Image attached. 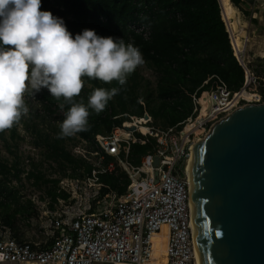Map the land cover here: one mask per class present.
<instances>
[{
    "label": "built area",
    "instance_id": "2783aa9c",
    "mask_svg": "<svg viewBox=\"0 0 264 264\" xmlns=\"http://www.w3.org/2000/svg\"><path fill=\"white\" fill-rule=\"evenodd\" d=\"M251 2L255 9L264 0ZM220 3L222 6L221 0ZM222 17L234 54L244 70L243 85L233 90L219 76H210L202 85H208L207 89L200 87L190 93L193 112L183 122L158 127L145 112V116H130L127 120L137 123L136 130H131L132 126L124 121L109 134H96L92 144L99 155L97 160L92 161L87 154L81 157L92 165L91 173L81 180L70 176L61 180L56 188L57 198L41 195L34 200L31 213L19 223L20 226L34 223L38 227L36 238L22 239L0 221V263L161 264L155 254L156 240L162 236L164 264H196L191 184L184 162L192 145L215 122L239 107L264 102L263 92L258 89L264 86L263 78L256 73L248 53L249 35L242 36L238 43L223 7ZM129 29L150 38L149 26L131 22ZM246 92L252 97H247ZM44 93L51 95L48 88L42 87L34 100L42 103ZM59 109L63 115H57L65 119L64 108ZM144 118L148 121L138 122ZM140 125L148 126L149 131L142 132ZM150 137L155 139L153 147L141 156L139 165H133L129 160L131 145L148 143ZM106 155L113 156L115 162L106 163ZM121 171L127 173L130 183L124 194L110 202L108 198L118 193L116 190L103 193L108 185L101 182L100 174L114 172L119 176Z\"/></svg>",
    "mask_w": 264,
    "mask_h": 264
},
{
    "label": "trees",
    "instance_id": "16d2710c",
    "mask_svg": "<svg viewBox=\"0 0 264 264\" xmlns=\"http://www.w3.org/2000/svg\"><path fill=\"white\" fill-rule=\"evenodd\" d=\"M231 1L244 12L247 11L245 3L249 0ZM41 10L51 11L54 16L62 18L73 37L87 28L95 30L99 36L123 38L126 44L133 42L140 49L144 62L156 74L155 96L148 87L139 92L144 81L145 86L150 81L147 82L137 70L127 76V83L123 87L115 80L105 83L83 77L84 83L91 85L90 94L96 88H121L99 114L89 108V129L78 135L91 143H95L96 134H109L115 126L129 120L130 116L142 117L145 112L152 116L155 125L161 127L183 122L193 112L190 93L200 87V90L207 89L208 85H202L210 76H219L233 90L243 85L244 70L231 46L220 0H41ZM131 22L149 26L150 38L130 30ZM263 89L264 86L261 89L264 95ZM89 96L83 87L79 96L74 97V102L83 101L87 106ZM42 101L49 114L55 113L61 104H64L65 113L71 107L63 98L57 100L47 93L43 94ZM22 119L23 116L20 121ZM5 131L0 132L4 140ZM58 133L54 137L46 134L44 138V144L50 150L48 157L58 163L64 176L80 178L91 173L92 165L75 157L66 148L65 138H56ZM10 135L16 138V124L11 128ZM154 143L155 139L150 137L148 143L132 144L129 152L131 163L139 165L141 156ZM7 148L13 152L9 142ZM113 159V156L106 155L105 161L109 163ZM67 169H71L69 174ZM24 171L18 159L9 164L0 157V208L3 209L6 223L11 224L7 217L14 221L11 227L15 232L23 231L17 220L31 213L32 202L29 207L23 205L19 192L11 188L8 182L11 174L20 180ZM29 176L34 178L36 185L41 180L52 182L46 193L53 199L57 198L58 178L44 179L39 170L29 171ZM100 180L108 185L103 188V193L116 190L120 195L126 192L130 183L125 171H121L119 176L114 172L100 174ZM61 196L68 197V194Z\"/></svg>",
    "mask_w": 264,
    "mask_h": 264
},
{
    "label": "clouds",
    "instance_id": "9594fccd",
    "mask_svg": "<svg viewBox=\"0 0 264 264\" xmlns=\"http://www.w3.org/2000/svg\"><path fill=\"white\" fill-rule=\"evenodd\" d=\"M143 64L140 49L131 41L126 44L123 38L99 36L87 28L73 37L62 18L41 10V0H0V132L29 114L25 93L31 89L35 98L42 87L71 104L57 139L87 131L89 108L99 114L121 88H96L86 106L74 102L84 87L83 77L115 80L123 87Z\"/></svg>",
    "mask_w": 264,
    "mask_h": 264
},
{
    "label": "water",
    "instance_id": "95a60500",
    "mask_svg": "<svg viewBox=\"0 0 264 264\" xmlns=\"http://www.w3.org/2000/svg\"><path fill=\"white\" fill-rule=\"evenodd\" d=\"M194 145L191 201L201 263L264 264V102L237 108Z\"/></svg>",
    "mask_w": 264,
    "mask_h": 264
},
{
    "label": "rangeland",
    "instance_id": "374dc122",
    "mask_svg": "<svg viewBox=\"0 0 264 264\" xmlns=\"http://www.w3.org/2000/svg\"><path fill=\"white\" fill-rule=\"evenodd\" d=\"M236 11H240L238 14L243 19V22H241V19L237 15L238 20L240 21L238 23L237 32L234 30L233 33L236 37L240 34L241 38L242 36L249 35L250 43L247 46L248 53L252 60V64L255 67L256 73L264 80V9L260 10L257 8L246 14H244L240 9H236ZM244 29L247 31L245 32ZM135 70L143 75L147 82L150 81L148 86H145L146 82L144 81V84L140 87L139 92H143V90L148 87L149 90L153 92V96H155L156 74L147 66L145 62L142 66H138ZM263 80L261 81L262 85L264 82ZM84 89L87 94L90 95L89 90H91V85L89 83H84ZM258 89L261 90L262 87H259ZM24 99L27 102L26 105L29 108V114L27 116H23L22 121L16 123L17 136L15 139L10 135L11 128L6 129L5 131L6 140L0 137V157L3 160H6L9 164H12L16 159L20 161L21 167L25 170L21 174V179L18 180L13 176V174H11L8 184L11 188L19 192V196H21V203L23 205L29 207L31 205L30 201L32 202L31 207L33 210V207L35 206L34 200H37V198L41 197V195H46V192L48 188L51 187L52 182H44L41 180L39 184L36 185L34 178L29 176V171L39 170L43 173L44 179L51 180L58 178L59 183H61L60 181L63 179H70V177L64 176L58 163L48 157L50 150L44 144L46 134L54 137L56 133H58L59 124L64 120L63 116L57 115L61 114V110L59 109L58 111H55V113L57 112L56 115L55 113L49 114L46 108L44 109L43 102L41 103L38 99L34 100L31 95V89L25 93ZM152 120L153 124H155L153 118ZM145 121H148V118H144L138 122L142 123ZM127 125L134 126L135 124L134 122H129ZM140 126H144V128L147 127L146 125ZM156 126L161 127L160 125ZM7 142L11 144L13 152L8 150ZM65 146L75 157L78 158H83V155L87 154L92 158V161H95L99 156L93 149L94 145L89 141L81 139L78 133L73 137L65 138ZM112 161L115 162V158ZM93 163L95 164V162ZM186 165L187 160L184 162L185 167ZM118 170H121L120 167ZM67 172L69 174L71 169H67ZM83 178L80 177L78 179L81 180ZM59 183L56 188H59ZM119 196V194H112V196L108 199L110 202H114ZM24 217L20 216L17 222L22 224ZM7 218L9 223L12 224L14 222L12 218ZM6 220L7 219L3 216V209L0 208V221H4L5 224L9 225L6 223ZM11 224L9 226H11ZM22 228L23 233L28 237L27 239L34 236L35 233H38V227L34 223L23 224ZM158 244L161 248L159 249L160 251L156 253V256L165 253L163 249L165 246V240L159 241Z\"/></svg>",
    "mask_w": 264,
    "mask_h": 264
},
{
    "label": "bare ground",
    "instance_id": "6f19581e",
    "mask_svg": "<svg viewBox=\"0 0 264 264\" xmlns=\"http://www.w3.org/2000/svg\"><path fill=\"white\" fill-rule=\"evenodd\" d=\"M222 7H223V12H224L225 18H230V19L234 18V20H232V25L231 26H232V30L233 31L236 30V32H237L238 23H239L240 20H238L237 11H236L235 6L232 4L231 0H222ZM236 38H237V42L241 43L240 34L237 35ZM246 96L247 97H251V94L249 92H246ZM134 124L136 125L137 123H134ZM140 129L142 130V132L149 131L148 126L145 127V128H144V126H140ZM194 149H195V145L193 144L192 147H191V154L188 157L187 165H186V172H187V175L189 176V179H190L191 182H192V165H193ZM192 207H193V200H192ZM193 228H194L195 243H196V264H202L201 263V258H200V253H199V249H198L194 218H193ZM163 240H165V239L162 236H160L156 240V253L159 252L160 251L159 249L161 248V246H159L158 242L159 241H163ZM163 249L165 251V246H164ZM155 256H156V254H155ZM156 258L161 264H164L165 261H166V251H165L164 254H160V255L156 256ZM117 264H126V263L120 262V263H117Z\"/></svg>",
    "mask_w": 264,
    "mask_h": 264
},
{
    "label": "crops",
    "instance_id": "0c3cea01",
    "mask_svg": "<svg viewBox=\"0 0 264 264\" xmlns=\"http://www.w3.org/2000/svg\"><path fill=\"white\" fill-rule=\"evenodd\" d=\"M232 2V1H231ZM232 4H233V2H232ZM234 5V4H233ZM235 6V5H234ZM237 10H239L240 8L239 7H235ZM245 8H246V10L247 11H243V10H241L244 14H246V13H250V12H252V10H255V9H260V10H262V9H264V3L262 4V5H257V8H255V9H253V5H252V2H251V0H249V2L247 1L246 3H245ZM238 12L240 13V11H237V15H238V17L241 19V22H243V19L241 18V16L238 14ZM232 20H234V18L233 19H231V21ZM246 24V23H245ZM245 24H244V28H245ZM244 31L246 32L247 30L246 29H244ZM20 225V224H19ZM11 227V226H10ZM22 227V226H21ZM12 228V227H11ZM17 233V235L20 237V238H22V239H27L28 237L23 233V231H19V232H16ZM37 237V235H34V236H31L29 239H32V238H36ZM0 264H12V263H7V262H4V263H0ZM101 264V263H100Z\"/></svg>",
    "mask_w": 264,
    "mask_h": 264
}]
</instances>
